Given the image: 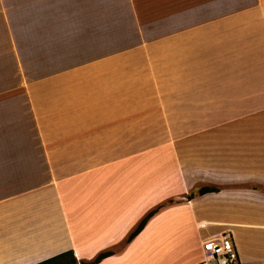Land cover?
I'll use <instances>...</instances> for the list:
<instances>
[{"label":"crops","instance_id":"0c3cea01","mask_svg":"<svg viewBox=\"0 0 264 264\" xmlns=\"http://www.w3.org/2000/svg\"><path fill=\"white\" fill-rule=\"evenodd\" d=\"M226 234L264 264V0H0V264Z\"/></svg>","mask_w":264,"mask_h":264},{"label":"built area","instance_id":"2783aa9c","mask_svg":"<svg viewBox=\"0 0 264 264\" xmlns=\"http://www.w3.org/2000/svg\"><path fill=\"white\" fill-rule=\"evenodd\" d=\"M206 262L213 264H239V257L230 235H221L206 241L203 246Z\"/></svg>","mask_w":264,"mask_h":264},{"label":"trees","instance_id":"16d2710c","mask_svg":"<svg viewBox=\"0 0 264 264\" xmlns=\"http://www.w3.org/2000/svg\"><path fill=\"white\" fill-rule=\"evenodd\" d=\"M218 189L217 188H209V187H204L198 190L197 193H191L188 198L189 200H192L197 194L202 196L208 193H213V192H217ZM163 208V206L158 207L157 209L151 211L150 213L147 214V216L139 223V225L137 226V228L134 230V232L129 236L127 243H131L134 238H136L146 227L147 223L150 221V219L157 214L161 209ZM70 254V255H69ZM69 256H73L71 255V253L65 254V255H61L57 258L51 259L49 261H46L42 264H52L54 262H57L63 258H67ZM112 256V252H104L101 253L100 255H98L92 262L89 263H81V264H98L100 263L102 260L108 258ZM59 264V262H58ZM60 264H77L76 260L73 258V261H71L70 259H65L63 262H60Z\"/></svg>","mask_w":264,"mask_h":264},{"label":"rangeland","instance_id":"374dc122","mask_svg":"<svg viewBox=\"0 0 264 264\" xmlns=\"http://www.w3.org/2000/svg\"><path fill=\"white\" fill-rule=\"evenodd\" d=\"M184 153H183V157H185L186 156V153L188 152V151H192V150H194V149H190V148H184V149H181ZM196 150V149H195ZM197 151V150H196ZM186 160V162L188 161L187 159H185ZM186 164V163H185ZM186 199L185 200H189V198H188V195L185 197ZM175 203H178V201H176V200H173V199H169V200H167V201H165L162 205H160L159 207H161V206H163V208H165V207H167V206H169V205H172V204H175ZM148 246H150L149 244H148ZM120 248H121V246H120Z\"/></svg>","mask_w":264,"mask_h":264}]
</instances>
